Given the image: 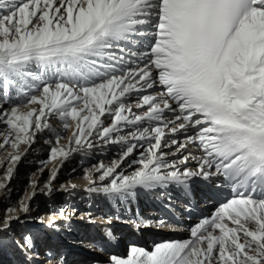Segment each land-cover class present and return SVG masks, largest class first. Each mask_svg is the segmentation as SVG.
<instances>
[{"label": "snow or ice", "instance_id": "6c2138e0", "mask_svg": "<svg viewBox=\"0 0 264 264\" xmlns=\"http://www.w3.org/2000/svg\"><path fill=\"white\" fill-rule=\"evenodd\" d=\"M50 118L72 129V146L46 139L49 160L90 150L94 140L116 146L111 166L86 173L90 184L92 171L102 182L86 190L125 203L160 189L167 203L158 228L168 225L170 188L187 193L199 178L232 194L189 238L133 245L109 264H264V0H0V149H13L0 161V189L38 134L59 145ZM125 163L130 174L117 172ZM58 171L42 191H53ZM16 211L5 209L0 232L20 220ZM19 211L29 203L22 199ZM55 225L53 216L47 227ZM37 239L22 231L11 240L18 264H63Z\"/></svg>", "mask_w": 264, "mask_h": 264}, {"label": "bare ground", "instance_id": "6f19581e", "mask_svg": "<svg viewBox=\"0 0 264 264\" xmlns=\"http://www.w3.org/2000/svg\"><path fill=\"white\" fill-rule=\"evenodd\" d=\"M133 99H135V96L133 97ZM31 107H38V105H32ZM134 111L139 112V110H136L135 108ZM49 122L52 123L53 126L57 128V130L61 131V138L59 141V145L56 144L55 136L38 134L36 143L31 147V149L28 151L25 157L27 158L36 157V160H43V156H46V158L48 157V159L43 161L42 164L38 163L39 165L38 164L32 165L33 167L32 166L29 167V165L20 166V169L16 174L18 179H16V186L14 188L18 189L21 192V196L23 194L29 196L33 192L35 194L39 193L40 191H42V189L45 188V185L49 182L51 172L57 168L59 169L61 163L64 162V165L62 164L63 165L62 169L58 171L56 179L53 180V182L51 183V187H54V190L51 192L52 195L49 197L48 201L50 202L52 201L53 203L58 204L59 206L62 207V209H64L65 212L68 209L70 210V212L71 211L73 212L75 210V216L78 215V219L73 221L72 219L61 218L60 216L57 215V211L53 208L54 205H52V203L49 202V204H46L45 202H41V199H39L38 197L36 199H32L30 204L31 212L30 211L29 212L33 214L27 215L30 213L20 212L21 213L20 220L15 222L12 221L9 229L7 231L0 232V236H5V235L7 236L9 234L15 235L18 229L21 228V225L23 226V224L25 223L27 224V227H25L26 229H29L30 227L29 230H32L34 231V233H37L39 236H42L45 234V231L47 229L49 230L47 224L48 221L53 218V216L56 219V225L54 226V229L59 228L60 231H64V229L67 230L68 224H70V226H73V224H76L81 220L83 221L81 226L84 227V229L87 230H93L95 228L103 229L106 227V222L108 221V219L111 218V211L110 209H108V207H105L104 204L102 208H99L96 211L86 208V203H84L83 201L87 198V196L93 197V200L96 202V204H98L97 200H102V201L104 200V202H106L107 204H109L110 200L104 198L102 194L90 193L86 190L88 187L100 186L102 182L99 181L98 177L101 173L95 171L91 172V179L95 181V184H90L89 177L88 175L85 174L88 173L90 169H92L93 165H99L101 162L106 166H111L114 160L118 159V148L116 146H102L98 141L94 140L93 143L96 146L90 150L75 153L67 160L62 161L61 158L57 157L56 159L50 161L49 160L50 145L45 144L44 141L46 139H51L52 140L51 146H65V147L72 146L70 145V142L68 140V137L71 136L72 134V129L70 128L65 132L63 130L62 122L51 118ZM108 122L109 121L106 120L105 124H107ZM2 128L3 126L0 125V130H2ZM178 138L182 139V137H178ZM27 147L28 145L26 144L21 145L20 152H24V149ZM36 150L39 152H36ZM42 150H44L43 156H41ZM12 151L13 149L10 146L6 147L5 149H0V161H4L8 156V154ZM93 151L97 153H93ZM198 154L199 153H197V155ZM67 162L68 163L73 162L69 169H65L64 167L65 163ZM92 162H94L95 164L92 165ZM18 164L16 165V168ZM1 165L2 164H0V167ZM188 167L195 169L196 167L195 161L190 162L188 164ZM47 169H51V172L47 177V179L43 181L42 179L44 177V174L47 172ZM131 171L132 169L127 167V163H125L124 165H122L120 168L117 169V172H123L124 174H130ZM80 176H86V177L82 179ZM21 178L25 180V184H24L25 187L20 185L21 181L19 180H21ZM32 181H38V184L35 187V189L32 186ZM105 182H108V180H106ZM70 184H75L76 188L75 189L68 188V191H64L61 188L62 185L68 187ZM9 189H11V187H9ZM159 191L161 190L159 189ZM3 192H4L3 189H0V209L1 206L7 204L8 201L11 202L12 201L11 198L14 196V193L11 197L3 196ZM73 197L74 199H71ZM80 198H84V199L81 200ZM75 199L77 200L78 204L76 202L74 203ZM68 204L71 205L68 206ZM65 205H67V207H65ZM148 210L149 209L145 208L143 214L141 215V219L153 221L154 225L152 226L154 230L153 232L151 231L148 233L151 237H153V239L147 240V244H140L139 246L145 248L146 250H152L155 244L161 242L185 240L189 238L190 235L189 229L197 223V222H191L190 224L186 225L187 228L184 229L183 232L172 233L170 231H167L161 233L160 232L161 230H164L168 227L165 226V228L163 229L158 228L154 223L157 219L146 216V214L150 213ZM7 214L8 213L0 211V218L4 217ZM88 214H91V221L88 218ZM68 217H70V215H68ZM128 219H129L128 213L125 211H123L118 217L119 223L124 222L125 220ZM41 220L44 221L45 227L34 226V229H32V226L34 225L33 223L41 222ZM0 227H2V219H0ZM68 230H70V228ZM93 232L94 231H92V233ZM96 251L98 253L92 254L91 252L89 254L84 255L81 259H74L73 261H71V263L69 262L68 264H109V260L112 255H115L119 258H127L130 255V250H124V249H121L120 251H112V250L106 252H102L99 250ZM6 262H7L6 258L0 256V264H5ZM49 263L55 264V261L51 260Z\"/></svg>", "mask_w": 264, "mask_h": 264}, {"label": "rangeland", "instance_id": "374dc122", "mask_svg": "<svg viewBox=\"0 0 264 264\" xmlns=\"http://www.w3.org/2000/svg\"><path fill=\"white\" fill-rule=\"evenodd\" d=\"M97 151V150H96ZM36 152H39V151H37L36 150ZM93 153H97V152H94L93 151ZM44 155V150H42V154H41V156H43ZM46 159H48V157L46 158V156H43V160H36V157H32V158H27V157H24L20 162H19V164H18V166H17V168H16V170H15V175L13 176V178L10 180V181H8L7 183H8V187L7 188H5V189H3V196H8V197H11L12 195H13V193H14V196L11 198L12 199V201L11 202H9L8 201V203L7 204H5V205H3V206H1V209H0V211L1 212H5V209L6 208H15V206H16V208H17V211L15 212V213H12L13 215H21V213H20V211H19V202L23 199V200H25V202H27V203H29V207H30V204H31V201H32V199H36V198H38L39 197V199H41V202H45L46 204H49V202L50 201H48V199H49V197L52 195L51 193H47L46 192V190L45 191H40L39 193H36V194H34V195H32V199L30 200V201H28L27 200V196L28 195H26V194H23L22 196H21V192L18 190V189H16V188H14L15 186H16V179H18V177L16 176V174L18 173V170L20 169V166H22V165H25V166H27V165H29V167H31L32 165H34V164H38V163H40V164H42V162L43 161H45ZM76 160H78V159H76ZM5 161V160H4ZM72 163L73 162H67V163H65V169H69L70 167H71V165H72ZM61 164H63L64 165V162L63 163H61ZM93 164H95L94 162H92V165ZM39 165V164H38ZM62 165V166H63ZM62 166L60 165L59 166V170L60 169H62ZM33 167V166H32ZM63 167V168H64ZM49 168V167H48ZM50 172H51V169H47V172L44 174V177H43V181H45L46 179H47V177L49 176V174H50ZM5 173H6V164H2L1 165V167H0V182H4V180H5ZM86 175V174H85ZM97 175V174H96ZM95 176V175H94ZM82 179H84V177H86V176H80ZM19 181H21V183H20V185L21 186H24V184H25V180H23L22 178H21V180H19ZM53 181H51V183H52ZM14 183V184H13ZM9 187H11V189H9ZM25 187V186H24ZM45 189V188H44ZM52 189L54 190V187H52ZM24 195H25V197H24ZM41 197V198H40ZM71 199H74V197L73 198H71ZM50 203H52V205H54L53 206V208L57 211V215L58 216H60V213H59V209H62V207L61 206H59L58 204H56V203H53L52 201L50 202ZM70 203V202H69ZM69 205H71V204H68V206ZM15 208V209H16ZM31 212V211H30ZM30 212H28V213H30ZM6 213V212H5ZM72 213V211L70 212V210L68 209L66 212H65V215H66V218L67 219H72L73 221H75L76 219H78V215L77 216H75V213L74 214H71ZM33 213H30V214H27V215H32ZM68 215H70V217H68ZM83 218V217H82ZM82 221V220H81ZM14 222H15V220H14ZM35 222V221H34ZM83 222V221H82ZM40 223V224H39ZM32 224V223H31ZM30 224V225H31ZM34 225L32 226V229H34V226L36 227V226H43V227H45L44 226V221H43V223H41V222H35V223H33ZM20 225V224H19ZM21 227H27V224L25 223V224H23V226L21 225ZM20 229V228H19ZM34 232V231H33ZM6 236V235H5ZM4 236H0V240H2L3 242H5V238H3ZM3 238V239H2Z\"/></svg>", "mask_w": 264, "mask_h": 264}]
</instances>
